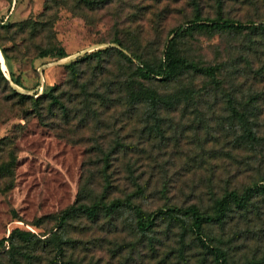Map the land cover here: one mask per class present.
Masks as SVG:
<instances>
[{"label": "rangeland", "instance_id": "374dc122", "mask_svg": "<svg viewBox=\"0 0 264 264\" xmlns=\"http://www.w3.org/2000/svg\"><path fill=\"white\" fill-rule=\"evenodd\" d=\"M196 7L202 17L264 21V0H0V44L22 84L12 85L35 97L55 84L61 103L20 100L0 79V237L15 227L34 233L21 264H217L183 215L144 231L128 208L59 217L80 191L87 202L128 195L145 211L191 202L209 211L224 187L262 185L264 35L187 28ZM180 23L175 53L221 69L169 82L139 78L135 66L157 62ZM105 45L130 59L109 49L78 63L73 79L64 62ZM58 48L68 59L53 56ZM133 79L134 90L142 83L166 96L157 113L131 95ZM229 91L256 112L255 139L232 118ZM226 220L205 225L206 240L225 246L231 264H264V187ZM7 248L5 241L0 264H10Z\"/></svg>", "mask_w": 264, "mask_h": 264}, {"label": "trees", "instance_id": "16d2710c", "mask_svg": "<svg viewBox=\"0 0 264 264\" xmlns=\"http://www.w3.org/2000/svg\"><path fill=\"white\" fill-rule=\"evenodd\" d=\"M82 1H85L87 4H91L93 0ZM215 1L220 6L223 3V0ZM196 5L198 4L196 3ZM197 7L193 17L187 20L189 23L187 28L196 27L220 30L248 28L249 31L253 32V34L264 35V21L255 22L253 20H246L245 22H242L238 19L223 15L202 17ZM182 29L183 24L181 23L171 28L170 34L172 33V36L168 39L164 49L162 50V56L157 62L141 60L135 66V73L139 78L147 79L151 77H157L161 80L169 82L172 80H178L185 72L190 70L200 71L202 73L215 76L216 72L221 69V64L198 65L192 61H189L186 57L175 53L173 42ZM112 42H116L119 45L121 43L117 38H114ZM0 49L8 66L12 82L22 86L18 77L15 76L10 69V57L6 51V48L0 44ZM109 49H115L124 57L130 59V57H128L115 46L105 45L91 49L74 58H71L64 62V65L70 69L72 78L76 79V69L78 63L89 60L93 57L100 56L102 52L108 51ZM38 55L45 57L47 56V52L43 50ZM53 56H55L57 59H65L68 57L63 48H58L54 52ZM1 67L2 65L0 66V79L20 100L31 99L34 102H38L43 98V96H48L49 105L57 103L61 106L58 95L53 92V90L56 88L55 84L47 86L37 96L33 97L32 95L25 92H19V90H16V88L11 86ZM131 81H135V79L130 80L127 84V86L130 88L131 95L147 103L151 112L157 113L158 108L162 105V103H165L168 100L164 94H160L155 89L150 88L142 83H140L138 88L134 90V86ZM236 95L237 94L233 91L228 92L227 103L231 109L232 118H234L236 121H239V123L243 126L244 137H248L250 140H253L256 138L252 129V126L256 121V112L252 111L248 104L239 105ZM174 98L177 99L178 95L175 94ZM104 177L105 184L109 185V178L106 171L104 173ZM258 180L264 182V177L259 178ZM262 182L259 183L262 185H258L256 181L255 186H252V183L246 184L240 190L236 189L235 187H224L223 191L213 198L211 210L209 211L201 210L194 202L185 205H164L149 211H145L139 203L133 201L128 195L122 197H113L109 200H103L99 198L91 202H87L83 200V193L80 191L77 195V198L71 204L59 211V217L60 221H63L68 216H74L78 214H84L90 218H97L101 213L107 214L120 208H128L132 210L134 214L136 227L139 230L144 231L152 227L156 223L157 219L161 217H175L178 215H183L185 217H189V228L195 235L197 242L206 251L212 254L216 263L231 264V252H229L225 246L206 240L204 235V226L213 223H217L222 226L227 222L226 219L234 208L241 210L247 209L252 203V198L257 190L264 187V183ZM186 228V225L183 226L184 231ZM33 236L34 233L32 231L15 227L10 230L7 236L0 237V248L4 245L5 241L8 243V248L6 251L10 259V264H21L22 257H26L27 261L30 260V255L26 252L25 248L30 245ZM52 236H54L56 246L61 247L59 237L57 236L56 232H53ZM16 241H19L20 243H17Z\"/></svg>", "mask_w": 264, "mask_h": 264}, {"label": "bare ground", "instance_id": "6f19581e", "mask_svg": "<svg viewBox=\"0 0 264 264\" xmlns=\"http://www.w3.org/2000/svg\"><path fill=\"white\" fill-rule=\"evenodd\" d=\"M0 59H1V61L3 62V60H2V57H1V55H0ZM66 59H68V58H65L64 60H66ZM0 66H1V64H0ZM2 68V70L4 71L5 70V68L4 67H1ZM6 71V70H5ZM5 73V72H4ZM5 75H6V73H5ZM13 82H12V80H11V84H12ZM13 86V85H12ZM14 87V86H13ZM15 88V87H14Z\"/></svg>", "mask_w": 264, "mask_h": 264}, {"label": "water", "instance_id": "95a60500", "mask_svg": "<svg viewBox=\"0 0 264 264\" xmlns=\"http://www.w3.org/2000/svg\"><path fill=\"white\" fill-rule=\"evenodd\" d=\"M4 72V71H3ZM6 76V75H5ZM7 77V79L9 80V82H10V84H11V80H10V78L8 77V76H6ZM11 86H12V84H11Z\"/></svg>", "mask_w": 264, "mask_h": 264}]
</instances>
